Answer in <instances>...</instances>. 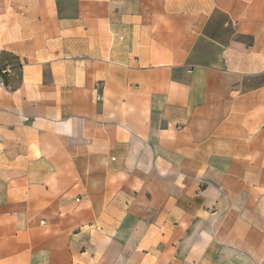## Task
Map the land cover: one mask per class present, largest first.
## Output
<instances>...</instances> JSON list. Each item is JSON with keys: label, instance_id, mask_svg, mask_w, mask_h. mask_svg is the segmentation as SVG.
I'll return each instance as SVG.
<instances>
[{"label": "crops", "instance_id": "1", "mask_svg": "<svg viewBox=\"0 0 264 264\" xmlns=\"http://www.w3.org/2000/svg\"><path fill=\"white\" fill-rule=\"evenodd\" d=\"M0 264H264V0H0Z\"/></svg>", "mask_w": 264, "mask_h": 264}, {"label": "built area", "instance_id": "2", "mask_svg": "<svg viewBox=\"0 0 264 264\" xmlns=\"http://www.w3.org/2000/svg\"><path fill=\"white\" fill-rule=\"evenodd\" d=\"M2 74L4 73H9L11 72V67L10 66H6L4 68L1 69ZM97 99L100 100L101 99V94L97 93Z\"/></svg>", "mask_w": 264, "mask_h": 264}]
</instances>
